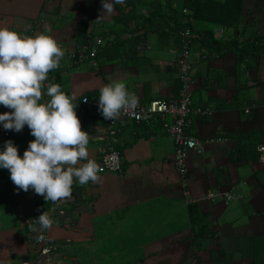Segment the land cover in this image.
<instances>
[{
	"label": "crops",
	"instance_id": "0c3cea01",
	"mask_svg": "<svg viewBox=\"0 0 264 264\" xmlns=\"http://www.w3.org/2000/svg\"><path fill=\"white\" fill-rule=\"evenodd\" d=\"M120 6L100 15L101 0H0V27L26 36L43 33L58 42L65 56L45 85L59 84L75 97L74 104L81 96L98 98L100 87L112 81L125 82L146 106L176 96L174 24L167 23L157 7L146 6L137 13L146 22L134 18L127 23ZM240 16L241 27H248L240 39L253 28L264 35V0H242ZM81 18L88 21L90 41L104 40L94 64L75 60L88 46L76 39ZM193 26L197 38L191 44V107L211 112H191L186 133L223 141L206 144L200 154L190 151L187 173L180 175L173 163V140L159 120L121 122L115 146L122 173L100 172L98 184L74 183L72 198L61 203H47L31 189L18 190L8 170L0 168V264H253L264 242V153L257 151L264 143V83H259L264 81V57L244 73L227 45L238 30L222 27L223 34L215 38L228 48L218 51L198 41L199 31L221 28L209 22ZM141 39L150 46L138 50ZM5 111L10 109L0 105V113ZM80 122L89 133V158L99 164L107 147L105 122L97 116ZM32 139L27 126L7 137L0 132V150L11 140L22 156ZM218 192L233 198L206 199ZM43 211L54 220L52 228L42 232L52 243L47 256L39 253L34 241L38 233L32 230ZM198 215L208 233L192 241V219Z\"/></svg>",
	"mask_w": 264,
	"mask_h": 264
},
{
	"label": "clouds",
	"instance_id": "9594fccd",
	"mask_svg": "<svg viewBox=\"0 0 264 264\" xmlns=\"http://www.w3.org/2000/svg\"><path fill=\"white\" fill-rule=\"evenodd\" d=\"M123 3L101 0L100 15L111 14L116 5ZM64 56L65 51L50 35L26 36L0 27V105L10 109L0 113V125L15 132L27 126L34 137L22 156L11 140L5 141L0 150V168L8 170L18 190L31 189L53 203L70 200L74 183H100L99 173L103 171L89 158V133L81 127L75 97L62 91L59 84L45 85L49 72L60 67ZM137 105L138 97L123 81H112L99 89L98 110L105 120L120 119ZM53 224L54 220L43 211L35 218L32 230L44 240L40 233Z\"/></svg>",
	"mask_w": 264,
	"mask_h": 264
},
{
	"label": "built area",
	"instance_id": "2783aa9c",
	"mask_svg": "<svg viewBox=\"0 0 264 264\" xmlns=\"http://www.w3.org/2000/svg\"><path fill=\"white\" fill-rule=\"evenodd\" d=\"M185 12V10H183ZM177 44L176 51V69L177 81L179 83L177 94L169 99H154L147 106L138 102V105L130 110L127 114L121 116L115 121L105 120L98 110V98L81 96L75 109L78 118L82 121L87 116H97L105 122L106 134L108 137L106 151L102 154L99 166L103 168L102 172H112L116 174L122 173L121 156L115 144L117 135L120 132V123L124 121L130 122H151L159 120L162 128L168 133L174 143L173 163L176 171L180 175L187 173V156L190 151L203 153L205 145L223 141L222 137H209L201 139L199 137L186 133L189 124V115L194 112L199 115L210 114V110L205 108L191 107V91L194 85L193 81V63L191 60V44L197 38V34L189 27H181L176 31ZM103 38L97 37L90 41L87 39L88 46L82 48L77 58L78 62L90 61L94 64L93 58L98 52V46L103 43ZM94 42V46H93ZM144 45H137V49H142ZM146 47V46H145ZM86 101V102H85ZM252 103L250 107H254ZM246 113L249 108H245ZM0 132L7 137L10 130H4L0 125ZM257 151L264 153V143L257 145ZM233 196L229 193H209L206 199L215 201L216 199L230 200ZM45 239L40 240L39 235L34 239L41 255H49L51 252V241L45 233H41Z\"/></svg>",
	"mask_w": 264,
	"mask_h": 264
},
{
	"label": "trees",
	"instance_id": "16d2710c",
	"mask_svg": "<svg viewBox=\"0 0 264 264\" xmlns=\"http://www.w3.org/2000/svg\"><path fill=\"white\" fill-rule=\"evenodd\" d=\"M241 4L242 0H124V3L121 4L119 10L123 13L122 16H124L127 23L134 18L146 22L147 20L145 17L137 14L139 7L146 6L153 10L157 7L162 11L160 14L161 17L163 19L167 17V23L171 22L174 24L173 29L175 32L184 26L189 27L195 32L196 29L193 26L194 22H209L215 26H219L221 28L219 29V32L214 31L213 29L203 28L199 31L201 37L198 41L202 43V45L213 47L218 51L224 46L225 49L231 47L230 49L236 54L238 67L245 73L250 72L257 67L258 57H264V35H260L256 29L253 28L250 33H247L245 37L240 39V33L241 35H244V30L248 29L247 26L241 27ZM128 7H130V10L125 12ZM183 10H185V12ZM156 17L157 14H153V18ZM245 25H247V22ZM222 27L228 29L232 28L234 31L238 30L239 32L238 35L235 34V37L231 38V42L227 43L228 47H226L227 45L221 44L222 39L215 38L216 36L223 34L224 29ZM88 35V21L86 18H81L77 21L76 39L78 43L87 42V39H90ZM137 43V45H144L143 48L150 46V43L145 39H141ZM224 52H226V50L222 53ZM243 64L244 68L242 70ZM259 83L263 86L264 81ZM245 89H248V87ZM263 94L264 91L262 89L261 95ZM261 98L264 104V98ZM46 202L49 203V201ZM197 217L192 219V241L204 239L208 233L207 224L204 219L201 218L200 215ZM262 248V251L255 253L253 264H264V242H262Z\"/></svg>",
	"mask_w": 264,
	"mask_h": 264
},
{
	"label": "rangeland",
	"instance_id": "374dc122",
	"mask_svg": "<svg viewBox=\"0 0 264 264\" xmlns=\"http://www.w3.org/2000/svg\"><path fill=\"white\" fill-rule=\"evenodd\" d=\"M262 20H263V22H264V18H262ZM217 31H219V30H217ZM151 45H153V50H155L154 48H156L157 46H156V43H155V41L153 40V42H152V44ZM7 172V171H6ZM4 178V177H3ZM3 178H1V179H3Z\"/></svg>",
	"mask_w": 264,
	"mask_h": 264
}]
</instances>
